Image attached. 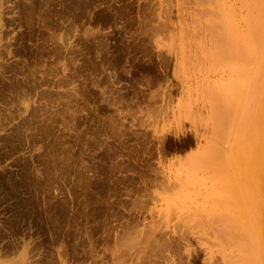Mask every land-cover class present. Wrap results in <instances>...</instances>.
<instances>
[{
	"label": "rangeland",
	"instance_id": "obj_1",
	"mask_svg": "<svg viewBox=\"0 0 264 264\" xmlns=\"http://www.w3.org/2000/svg\"><path fill=\"white\" fill-rule=\"evenodd\" d=\"M0 264H264V0H0Z\"/></svg>",
	"mask_w": 264,
	"mask_h": 264
},
{
	"label": "bare ground",
	"instance_id": "obj_2",
	"mask_svg": "<svg viewBox=\"0 0 264 264\" xmlns=\"http://www.w3.org/2000/svg\"><path fill=\"white\" fill-rule=\"evenodd\" d=\"M246 245V244H245ZM250 245H251V243H250ZM247 246V245H246ZM249 249H252L251 247L249 248ZM245 250V249H244ZM242 258V257H241Z\"/></svg>",
	"mask_w": 264,
	"mask_h": 264
}]
</instances>
